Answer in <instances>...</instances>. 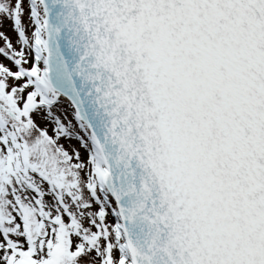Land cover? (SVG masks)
Segmentation results:
<instances>
[{
  "label": "snow or ice",
  "instance_id": "6c2138e0",
  "mask_svg": "<svg viewBox=\"0 0 264 264\" xmlns=\"http://www.w3.org/2000/svg\"><path fill=\"white\" fill-rule=\"evenodd\" d=\"M0 264H264V0H0Z\"/></svg>",
  "mask_w": 264,
  "mask_h": 264
},
{
  "label": "rangeland",
  "instance_id": "374dc122",
  "mask_svg": "<svg viewBox=\"0 0 264 264\" xmlns=\"http://www.w3.org/2000/svg\"><path fill=\"white\" fill-rule=\"evenodd\" d=\"M4 27L8 28L10 30V23L9 24H5Z\"/></svg>",
  "mask_w": 264,
  "mask_h": 264
}]
</instances>
